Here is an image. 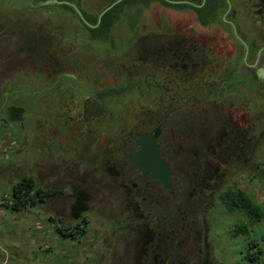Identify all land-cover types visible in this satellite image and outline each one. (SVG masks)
Segmentation results:
<instances>
[{
  "label": "rangeland",
  "instance_id": "374dc122",
  "mask_svg": "<svg viewBox=\"0 0 264 264\" xmlns=\"http://www.w3.org/2000/svg\"><path fill=\"white\" fill-rule=\"evenodd\" d=\"M33 1L0 0V264H264V257L256 262L245 257V240L262 237L264 220L249 237H234L236 223L245 217L226 211L219 201V195L233 187L264 205V146L258 147L260 133L253 125L247 135L251 146L243 159L225 168L188 170L191 181L195 176L198 180L182 186L178 202L185 211L179 214L186 217L181 224L193 228L167 236L163 227L155 226L160 199L149 198L144 183L130 181L127 168L109 162L110 126L103 120L77 119L71 111L74 100L58 88L61 80L52 83L62 71L99 86L110 85L119 76L128 80L132 74L125 77L114 70L123 58H136V47L128 49L130 54L117 53L112 50L115 44L129 38L132 46L139 42L140 49L147 34H173L178 11L159 3L149 8L135 3L132 21L128 20L133 27L122 20L115 26L114 41L97 44L71 20L77 16L73 10L51 0L39 5ZM113 1L81 0L93 16ZM186 12L183 17L189 16ZM157 75L161 82L162 73ZM153 87L131 91L128 112L138 116L145 107L149 111L143 125L164 113L159 100L164 94ZM24 176L57 194L36 206L13 210L5 197L11 199L13 185ZM79 188L88 197L82 216L76 218L72 205ZM83 216L85 234L67 237L59 232L58 225L82 229ZM259 247L264 248V241Z\"/></svg>",
  "mask_w": 264,
  "mask_h": 264
},
{
  "label": "flooded vegetation",
  "instance_id": "af4514ba",
  "mask_svg": "<svg viewBox=\"0 0 264 264\" xmlns=\"http://www.w3.org/2000/svg\"><path fill=\"white\" fill-rule=\"evenodd\" d=\"M166 1L175 6L162 0H115L98 16L84 10L81 0L65 1L77 14L71 20L81 25L87 39L97 44L114 41L115 26L130 20L135 3L145 8L159 3L177 10L179 17L175 19L173 34H147L140 49L139 42L132 46L129 38L115 44L112 50L117 53H129L130 47H136V58H123L114 70L126 73L125 77L132 74L128 80L121 81L123 76H119L110 85L99 86L76 73L71 76L62 71L52 83L61 80L58 88L74 100L71 111L77 119L88 123L103 120L110 126L113 147L109 149V162L127 168L130 181L144 183L148 197L160 199L155 226L163 227L165 235L170 236L193 228L191 224H181L186 217L179 214L185 211L178 202L184 192L182 186L198 180L195 176L191 181L188 170L225 168L243 159L251 146L247 135L253 126L260 133L258 147L264 146V0ZM46 2L33 1L35 5ZM184 11L188 17L182 16ZM129 25L133 27V23ZM165 38L167 41L162 42ZM47 52L50 54L51 50ZM158 73H162L161 82ZM61 76L66 78L59 79ZM165 77L171 86L165 84ZM151 85L164 94L159 97L164 113L147 119L144 126L141 121L149 116L146 107L138 116L128 112L133 99L131 91L149 89ZM98 105L103 113L95 115ZM85 111L91 115L89 119ZM143 138L153 140L161 158L170 165L168 188L152 176L149 165L136 166L132 154ZM192 187L190 190H194Z\"/></svg>",
  "mask_w": 264,
  "mask_h": 264
},
{
  "label": "trees",
  "instance_id": "16d2710c",
  "mask_svg": "<svg viewBox=\"0 0 264 264\" xmlns=\"http://www.w3.org/2000/svg\"><path fill=\"white\" fill-rule=\"evenodd\" d=\"M36 1H49V0H36ZM59 1H75L78 0H59ZM141 1V0H133ZM165 4L170 6H175L172 3L167 2L166 0H162ZM66 9H71L75 13V9L71 7L69 4L63 3L59 4ZM106 13L104 16L108 15ZM13 110L22 113L23 108L15 107ZM75 202L72 205V213L78 218L82 216V211L86 208V199L88 194L85 189L79 188L74 191ZM56 191H51L47 189H43L41 187H36L35 181L31 176H24L20 181L15 183L12 187L11 199L5 197V200L10 201V204L7 206L11 207L13 210L20 211L26 209L28 207L36 206L39 202H45L47 198H50L56 195ZM220 203L225 207L226 211L238 213L243 215L245 218H239V221L236 223V228L234 229L233 235L234 237L243 235L245 237H249L251 232H257L256 227H258V223L264 220V205L260 202L256 201L248 192L240 188H228L223 191L219 195ZM62 220L60 219V222ZM83 228L75 231L77 225L72 227L63 228L58 225L59 232L64 236H74L76 234L83 235L86 233L87 228V220L83 216ZM257 225V226H256ZM68 230L69 232H66ZM261 230V229H260ZM73 231V232H71ZM262 231V230H261ZM263 232V231H262ZM262 237L255 239H246L247 242L245 257L252 262H256L257 260H262L264 257V248L259 247V242L264 241V232Z\"/></svg>",
  "mask_w": 264,
  "mask_h": 264
},
{
  "label": "water",
  "instance_id": "95a60500",
  "mask_svg": "<svg viewBox=\"0 0 264 264\" xmlns=\"http://www.w3.org/2000/svg\"><path fill=\"white\" fill-rule=\"evenodd\" d=\"M50 2L55 3H65V1L51 0ZM103 113L101 106L96 107L95 115H100ZM86 117L89 119L91 117L87 111H85ZM133 160L138 164L149 165V172H152V176L159 179L165 187L170 186L171 179V168L170 165L161 158L160 149L153 140L143 138L137 144L135 152L132 154Z\"/></svg>",
  "mask_w": 264,
  "mask_h": 264
}]
</instances>
